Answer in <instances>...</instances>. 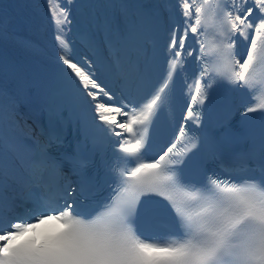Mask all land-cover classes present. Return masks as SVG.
Here are the masks:
<instances>
[{
    "label": "snow or ice",
    "instance_id": "1",
    "mask_svg": "<svg viewBox=\"0 0 264 264\" xmlns=\"http://www.w3.org/2000/svg\"><path fill=\"white\" fill-rule=\"evenodd\" d=\"M48 2L51 5L52 0ZM72 2L58 0V4ZM176 4L180 19L172 20L166 37V74L143 110L132 115L124 111L127 105L113 107L98 99L101 94L109 101L113 97L93 78L91 62L72 59V47L65 38L72 23L69 8L61 7L59 14L50 8L58 59L94 102L99 121L122 139L124 134L135 135L136 125L145 126V131L134 142L119 143V152L128 155L120 156L125 165L114 176L116 195L94 215L83 210L82 204L95 191L81 187L82 199H77V189L69 186L66 194L34 196L31 208L6 221L0 105V264H264V145L257 165L250 163L249 153H238L230 164L221 162L220 173L195 182L185 177L180 166L197 143L183 153L174 151L187 134V122H199L215 84L226 83L250 96L261 92V101L253 99L244 115L264 113V0H176ZM213 29L220 43L210 48L205 37ZM241 45H247L246 57L237 51ZM190 59L199 71L187 85L190 102L176 142L153 162H138L146 159L148 126L174 91L176 74L185 71ZM15 151L14 166L22 188H30L34 180L43 181L46 172L51 179L62 169L63 161L50 156L47 146L30 155ZM63 160L72 163L74 158L64 156ZM77 163L86 166L83 161ZM45 186L51 187L50 180ZM151 196L166 200L174 214L173 228L164 240L138 234L134 225L142 198ZM97 206L93 200L87 207ZM53 221L59 227H46ZM29 231L33 235L21 240Z\"/></svg>",
    "mask_w": 264,
    "mask_h": 264
},
{
    "label": "bare ground",
    "instance_id": "2",
    "mask_svg": "<svg viewBox=\"0 0 264 264\" xmlns=\"http://www.w3.org/2000/svg\"><path fill=\"white\" fill-rule=\"evenodd\" d=\"M164 0H154V2L161 3ZM103 6V13L97 15V17H83L84 25L86 27L82 36H75L74 27L69 25L70 31L67 32L66 39L69 41L72 47V59L74 61L88 60L93 64V69L96 74L93 77L97 80L106 92L111 93L113 100L109 101L108 97L101 94L98 99L110 104L113 107H119L121 104L127 105L124 111L129 112V115L139 113L143 110L144 106L150 101L155 93V89L160 83V78L167 67V56L165 55V42L167 34L171 31L172 27V11L165 10L166 16V29L162 42L164 45L162 48L152 55L148 53L138 66L111 70L108 61L112 57V51L110 49L112 40L114 38L115 31L124 27L126 22V9L124 8V2L118 0L105 1ZM114 5V6H113ZM62 7H68V4H64ZM91 7H94L91 3ZM73 29V31H72ZM45 31L48 33L40 41V44H34L32 47L38 53L42 50H46L49 47L48 38L52 34L54 37V24L52 29L45 27ZM44 31V32H45ZM0 35L6 36L8 41L18 43L27 47L25 40H23L16 34L2 33ZM82 38V41L79 39ZM55 39V38H54ZM56 41V40H55ZM247 45L238 46V53L246 57L245 48ZM52 52L58 57L60 49L57 47V42L52 47ZM196 53L194 54V56ZM88 71V68H85ZM123 71V72H119ZM198 75V68L195 63L189 60L185 69L186 85L181 91L182 103L186 100L188 91L187 85L192 83L195 76ZM96 91V90H93ZM11 96V102L8 96ZM0 105H2V123L10 121L9 124H5L6 143H3L2 151L4 158V194L7 196H13L12 191H16L21 199L20 192L27 195L22 196V199L31 204L32 194L26 193L17 180V170L14 166L16 162V149L23 153H29L36 148L37 138L32 135L33 130L26 131L21 127L22 121L28 120L23 115H20L17 111L18 108L14 106L12 93L6 86L3 78L0 76ZM133 109L134 111H129ZM118 119L121 122H126L123 116H119ZM142 125L135 126V135L124 134L123 140L138 139V134L142 130ZM118 131L120 129L117 128ZM13 133L16 135L13 136ZM18 184L17 186H11V184Z\"/></svg>",
    "mask_w": 264,
    "mask_h": 264
},
{
    "label": "rangeland",
    "instance_id": "3",
    "mask_svg": "<svg viewBox=\"0 0 264 264\" xmlns=\"http://www.w3.org/2000/svg\"><path fill=\"white\" fill-rule=\"evenodd\" d=\"M112 62V60H110ZM113 63V62H112Z\"/></svg>",
    "mask_w": 264,
    "mask_h": 264
}]
</instances>
